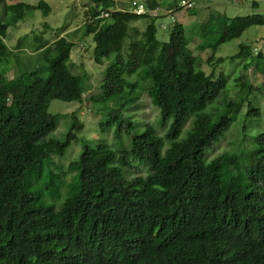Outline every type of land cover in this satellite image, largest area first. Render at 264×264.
<instances>
[{
	"label": "trees",
	"instance_id": "trees-1",
	"mask_svg": "<svg viewBox=\"0 0 264 264\" xmlns=\"http://www.w3.org/2000/svg\"><path fill=\"white\" fill-rule=\"evenodd\" d=\"M147 2L156 11L139 15L111 11L113 0H94L96 9L84 24L93 35V60L98 65L113 60L101 92L85 99L86 74L73 73L75 44L69 38L50 44L40 35L24 47L29 37L24 36L16 52L7 44L9 29L29 12L49 15L51 8L0 0V264H264V133L253 137L251 150L242 146L250 119L261 115L249 99L260 86L242 78L227 90L228 76L202 70L179 21L166 29L161 25L168 41L158 37L154 19L160 4ZM181 2L168 6L166 14L195 6ZM142 18L150 19L144 31L131 26ZM217 22L221 35L196 49L217 51L250 27L264 25V18L253 14L229 23L219 16ZM132 36L137 39L124 58V43ZM241 47L237 57L251 55L246 71L255 62L264 64L263 54ZM28 51L33 60L23 58ZM261 72L264 76V67ZM146 93L162 122L171 121L165 135L151 125L140 131L132 115L126 117ZM55 100L90 101L95 110L90 105L88 112L114 137L115 149L104 142L86 145L70 163L77 192L67 198L66 173L46 170L45 164L70 147L84 123L73 113L65 137H52L59 124L50 111ZM243 106L240 128L235 126L243 131L239 142L209 160ZM135 163L147 167L146 177L128 176Z\"/></svg>",
	"mask_w": 264,
	"mask_h": 264
},
{
	"label": "rangeland",
	"instance_id": "rangeland-1",
	"mask_svg": "<svg viewBox=\"0 0 264 264\" xmlns=\"http://www.w3.org/2000/svg\"><path fill=\"white\" fill-rule=\"evenodd\" d=\"M144 3L147 6V0H113L115 3L111 11L124 10L130 12L132 2ZM160 4L159 17L154 19L158 29V37L164 41L169 40L168 30L161 29V25L171 27L175 21H179L186 30V37L188 38L190 48L198 58L200 57L201 68L207 74L214 71L215 74L221 75L224 73L229 77L227 90L232 88V85L238 84L239 79H244L248 85L260 86L258 91L253 92L249 97L250 102L261 109L259 117L250 119V123L245 132L244 143L242 146L245 149L251 150V140L259 134L264 133V64L255 62L251 69L246 71L245 65L251 62V55L237 57L241 51V46L248 47L254 55H264V25H257L250 27L244 32L241 37L233 38L224 43L217 51H212L210 48L205 51L196 49L200 43L212 42L221 35V22H217L219 16L228 18V22H236L238 17H246L253 14H259L264 18V0H195V6L192 9H181L175 14H166L168 6L179 3L180 0H156ZM10 4L23 2L28 5L38 6L41 2L46 3L51 12L45 15L43 10H34L29 12L24 21L19 22L17 26L11 27L8 31L7 44L16 52V46L21 38L29 36L27 40L23 41L24 47L30 46L35 36L44 35L53 44L58 38L66 36L74 44L72 49L71 60L73 63V73L86 74L83 80V88L85 90V99L93 97L95 94L101 92V85L107 70V64L111 63L113 57L107 60L104 65H98L93 60L94 40L93 35H87L85 32V22L91 18V10L96 9L94 0H7ZM256 4V6H255ZM102 9V8H101ZM210 25L205 26L208 22ZM112 20L107 19L106 23L110 24ZM150 19L142 18L131 26H139L141 30H145L149 24ZM48 27V28H47ZM47 28V29H46ZM141 37L139 36V39ZM137 39V36L128 37L124 43L122 54L124 58L130 52L131 42ZM24 59H34V54L28 51L27 56L22 55ZM210 58L214 60L222 58L224 61L217 64L214 60L208 62ZM14 62L12 63V65ZM10 72L9 77L14 78L16 72ZM236 89L232 90L231 95ZM91 101V99H90ZM90 101L78 103H66L55 100L52 102L50 111L58 115V128L52 133V137L63 139L66 132L72 123V114L77 113L78 118L84 123V129L78 133V137L72 142L70 147L64 153L54 154L52 160H48L45 164L46 170L56 169L60 170V174L65 172L66 184L64 188V196L67 198L77 192V182L75 172H69L71 162L79 160L83 149L86 145L95 147L99 143H106L112 147L113 133L102 132L99 126V118L93 117V110L89 109ZM88 104V105H87ZM94 109L95 107L91 105ZM90 107V108H91ZM246 106H243L241 111H238L236 116L238 121L227 133L225 139L216 142L214 150L209 151L208 159L211 160L216 155L226 150H231L233 142H239L242 130L236 129L235 126L240 125L242 116L246 111ZM95 110V109H94ZM126 117H131L140 124V131H143L147 126L151 125L157 129L159 135H165L167 128L171 121L167 124L162 122L159 109L152 103L148 93L144 94L138 103L137 107L129 109ZM188 124L186 125V128ZM240 128V127H239ZM114 131V129H112ZM233 132L234 135L230 134ZM116 139L114 146L118 143ZM214 144V145H215ZM115 149V147H112ZM229 171V167L226 168ZM129 177L144 176L149 173L146 166L134 164L133 168L127 169ZM225 182L229 180V174L224 178ZM64 199V201L66 200ZM62 198L59 200L61 201ZM58 201V202H59ZM63 201V202H64ZM62 202V203H63ZM61 203V204H62ZM60 204V206H61Z\"/></svg>",
	"mask_w": 264,
	"mask_h": 264
},
{
	"label": "built area",
	"instance_id": "built-area-1",
	"mask_svg": "<svg viewBox=\"0 0 264 264\" xmlns=\"http://www.w3.org/2000/svg\"><path fill=\"white\" fill-rule=\"evenodd\" d=\"M194 0H182L181 5L186 7V8H192L194 5ZM155 10H150L144 3H138L133 1L132 2V7L130 9V12L139 14V15H144L147 13H154ZM111 11H107L104 16L109 17ZM163 27V26H162ZM163 29H166V26L163 27Z\"/></svg>",
	"mask_w": 264,
	"mask_h": 264
}]
</instances>
